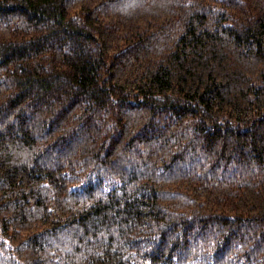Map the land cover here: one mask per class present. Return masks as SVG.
<instances>
[{"label": "trees", "instance_id": "obj_1", "mask_svg": "<svg viewBox=\"0 0 264 264\" xmlns=\"http://www.w3.org/2000/svg\"><path fill=\"white\" fill-rule=\"evenodd\" d=\"M0 264H264V0H0Z\"/></svg>", "mask_w": 264, "mask_h": 264}]
</instances>
